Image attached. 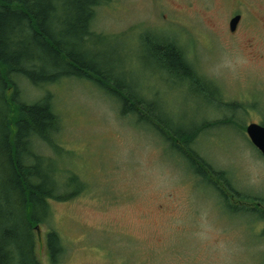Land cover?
<instances>
[{
    "label": "rangeland",
    "instance_id": "rangeland-1",
    "mask_svg": "<svg viewBox=\"0 0 264 264\" xmlns=\"http://www.w3.org/2000/svg\"><path fill=\"white\" fill-rule=\"evenodd\" d=\"M236 13L242 19L232 32ZM93 30L103 38L95 48L105 65L148 100L156 116L176 126L234 122L208 127L195 148L244 195L262 200L257 206L245 197L239 210H230L160 132L122 117L114 97L93 81L67 79L47 88L62 120L55 136L62 153L47 143L39 148L55 156L61 176L77 174L85 189L50 201L51 216L38 229L39 260L264 264V155L235 123L264 124V0H110L97 9ZM148 32L175 41L219 91L205 98L191 83L161 74L142 41ZM19 83L29 99L44 91L22 77ZM230 102L239 105L230 108ZM253 206L259 210H249ZM52 229L63 247L55 263L47 245Z\"/></svg>",
    "mask_w": 264,
    "mask_h": 264
},
{
    "label": "trees",
    "instance_id": "trees-1",
    "mask_svg": "<svg viewBox=\"0 0 264 264\" xmlns=\"http://www.w3.org/2000/svg\"><path fill=\"white\" fill-rule=\"evenodd\" d=\"M108 2L0 0V264H42L37 256L38 229L51 216L50 201H67L85 189L77 174L61 176L55 156L39 148L47 143L62 153L55 140L62 120L47 88L71 78L93 81L114 97L122 117L131 116L160 132L169 149L187 162L193 175L218 191L230 210H239L242 199L256 205L262 200L244 195L227 171L216 168L195 148L208 127L234 122L173 125L168 117L156 116L151 103L105 65L107 59L95 48L103 38L93 30V23L97 9ZM142 41L148 43V58L159 64L166 78L191 83L205 98L211 97V90L219 91L212 80L197 72L175 41L149 32ZM19 77L44 91L35 99L27 98ZM235 123L246 130L244 124ZM257 206L249 210L257 211ZM47 245L57 262L63 247L56 230L48 231Z\"/></svg>",
    "mask_w": 264,
    "mask_h": 264
},
{
    "label": "water",
    "instance_id": "water-1",
    "mask_svg": "<svg viewBox=\"0 0 264 264\" xmlns=\"http://www.w3.org/2000/svg\"><path fill=\"white\" fill-rule=\"evenodd\" d=\"M240 15L235 16L231 21V29L235 30L238 21L240 20ZM246 131L250 137L252 143L261 151L264 155V125L252 122L250 123Z\"/></svg>",
    "mask_w": 264,
    "mask_h": 264
},
{
    "label": "flooded vegetation",
    "instance_id": "flooded-vegetation-1",
    "mask_svg": "<svg viewBox=\"0 0 264 264\" xmlns=\"http://www.w3.org/2000/svg\"><path fill=\"white\" fill-rule=\"evenodd\" d=\"M237 14V13H236ZM241 19H242V14H241ZM240 23V22H239ZM232 32H236V31H232ZM159 65V64H158ZM160 67V66H159ZM161 68V67H160Z\"/></svg>",
    "mask_w": 264,
    "mask_h": 264
}]
</instances>
